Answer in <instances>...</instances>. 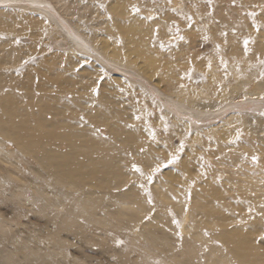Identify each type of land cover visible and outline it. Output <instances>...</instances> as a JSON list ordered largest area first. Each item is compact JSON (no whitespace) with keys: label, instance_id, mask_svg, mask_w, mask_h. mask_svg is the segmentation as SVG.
Masks as SVG:
<instances>
[{"label":"rangeland","instance_id":"374dc122","mask_svg":"<svg viewBox=\"0 0 264 264\" xmlns=\"http://www.w3.org/2000/svg\"><path fill=\"white\" fill-rule=\"evenodd\" d=\"M116 1L0 0V98L15 96L23 108L11 118L17 137L5 133L4 117L0 121V264H179L174 257L188 244L194 251L184 264H208L210 246H222L219 231L245 230L255 222L252 239L264 251V94L252 91L256 79L264 80V0H130V13L150 28V45L186 60L172 92L157 80L158 72L149 77L125 55L113 66L97 54ZM61 23L83 36L90 51L71 43ZM115 36L124 47L123 35ZM242 78V89L230 93ZM184 88L189 95L205 94V113L177 108L176 93ZM103 94H114L111 110L140 130L133 146L118 141L108 122L89 121L87 112ZM57 95L60 111L67 101L81 109L67 118L44 115L60 120L62 135L85 127L96 142L110 141L122 156L117 176L62 178L36 156L54 148L58 157L71 149L53 131L29 137L21 127L36 126L40 99L49 104ZM23 141L37 142L36 151L22 149ZM71 142L77 162L99 155L87 152L82 137ZM168 173L178 175L173 199L160 195ZM216 188L225 196L215 203L224 205L230 220L217 226L215 216L216 225L200 223L197 238L189 229L195 224L190 210L198 194ZM131 190L144 202L142 212L119 201Z\"/></svg>","mask_w":264,"mask_h":264},{"label":"bare ground","instance_id":"6f19581e","mask_svg":"<svg viewBox=\"0 0 264 264\" xmlns=\"http://www.w3.org/2000/svg\"><path fill=\"white\" fill-rule=\"evenodd\" d=\"M11 1L14 4L15 1L18 0ZM35 4L38 3L35 2ZM128 4H130V0H117L114 5H111L110 9L113 12V19L110 21L111 23L107 25V35L101 41L100 48L102 51H97V54L99 53L98 55L104 61H106L107 59V61L111 62L113 66L117 64H122L118 60H123L125 55L127 58V63H139L140 69L146 75L149 74V77L152 78L156 74V72H158L156 74L158 76L157 80L160 82H164L163 84L165 90L171 92L174 91L176 84L179 81V69H184L186 65L185 58L182 57V55H180L179 53L176 55L165 56L166 54H162L163 46L161 47L158 44L155 47L151 46L150 42L147 40V35L150 32V28L145 25L143 19L130 13V10L127 6ZM50 15L52 16V18L57 19L53 13H50ZM223 18V20H226L228 17ZM159 23L161 27L165 29V23L167 22H165L161 18ZM236 23L239 26V30L242 31L244 26L241 25V22ZM60 27L62 28L61 30L65 32L66 36L68 37L67 39L70 40L71 43L80 47V50L84 49L86 51H90V48L83 36L78 35L76 32L72 31L67 25H64L62 23L60 24ZM113 35H123L125 42L124 47L116 45V36L115 38H113ZM150 35H152V31ZM259 49L264 51L263 43L259 45ZM124 61H126L125 58ZM216 71L217 70L215 69L214 73ZM244 82L245 80L243 78L237 80L234 87L230 89V93L238 92L240 89H242ZM68 85L72 86L70 83ZM252 91L255 94H264V80L256 79ZM176 95L180 98V102H178L177 104V108H179L180 110L190 108L192 109L194 115H201V113H205V111L208 110V108H206V105L202 103V99L205 96V94L203 93L189 95L188 91L184 88L180 89V91L176 93ZM111 97H114V94H103L98 99V101L95 102L94 111L87 112L89 116V121H91V123H97L99 121H105L106 123L108 122L107 124L109 126V130L114 134L118 141H120L123 145L133 146L135 143L138 142L141 132L138 127H128L126 120L120 119L119 113L113 112L111 110V106L109 105ZM52 98L55 101L49 104L40 99L41 103L39 109L35 113L38 118L36 126H31L30 128H28L30 125L21 124V127H24V132L29 137H46L49 135L47 134L49 131H53L55 132L54 134H56L58 138H64L70 141L69 147L71 149H69L68 153L60 155L58 157L53 154L54 148L48 149V151H44L42 156H38V153H35L36 156L40 157L39 159L45 165L50 168L52 167L54 171L58 174V176H61L62 178H84L85 176L91 175L93 177H97V179H100L103 178L105 174H107L108 176H117L120 172L118 162L120 160V157L122 158V156H120L121 153H119L118 150L115 149V147H112L110 141L101 143L96 142L91 138L90 135L92 134L88 133L87 130H85V127L82 128L83 131L79 130L80 133L78 134L64 132L62 135V133L57 131V129L60 128V120L48 119L44 115L45 112L50 111L51 113L55 114L61 112L64 116L66 114L64 118H67L68 114L71 115L72 113L74 114L75 112L80 110L81 105L74 106L72 102H64L65 105L63 104V107L66 108V111L62 112L59 110L60 108L56 105L59 100H62L61 97L57 95L56 97L54 96ZM15 99L16 97L11 95L3 96L2 98H0V121L1 117H4L5 122L2 123H4L5 126H7L6 124H8L9 126L5 130V133L17 137V132L14 129L10 128L11 126H13L12 124H14L12 123L11 118L13 114L23 112V108L16 107ZM26 106L27 107L24 108V111L29 112L30 106L32 105L29 103ZM78 107H80V109ZM190 109L187 111H190ZM112 115L114 116L113 118L110 117ZM107 118H109V120H106ZM63 121H65V124L71 126V128H74V126H76L75 123H72L71 119H63ZM76 135L83 138L87 152L93 153L95 150L101 152H99V155L101 154V157H99V155L93 156L91 154V157H89L86 162L82 163V161H78L79 163H82V168H88V174L81 171L82 165L77 162L76 156L78 152L75 151L71 142ZM36 143L37 142L23 141L20 147L28 151H36ZM110 147L112 149V153H115V151H117V154H112L111 152H108L107 150L110 149ZM110 154L112 155L110 156ZM168 177L169 180H164L168 187H161L160 195L168 199H173V193H175L174 184L176 179L178 178V175L176 176L175 173H168ZM249 183L253 185L257 184V182L252 179L251 181H249ZM257 185H254L256 187L253 188L256 191H261V186ZM131 192L132 190L126 192L125 194H122V200L119 201L126 207L125 209L127 210L136 209L138 212H142L145 209L144 202L139 200ZM219 196H225L224 192L221 191V189L219 188H216L207 196L203 194L197 195L193 203V208L190 210V214H194L193 216L195 218V224L190 226L189 228L192 234H194L197 238H202V233L199 230L200 223L209 224L212 226L216 224L217 226H224L230 220V218L227 217L225 211L223 210L224 205L218 206L215 203V198ZM87 204L90 207L94 206L93 202L91 201L87 202ZM177 206L178 208L180 207L179 204ZM215 216L217 218L216 224L214 223ZM256 228L258 229V226L255 222L252 226H249L245 230L243 228H234L231 230L222 229L221 231H219V233L216 234V237L220 240L222 246H210V252L205 255L207 263L234 264L235 261L237 264H264V251L256 247L254 244V239H252V236L254 235L255 231H257ZM148 229L147 231H149ZM223 247L226 248L228 251L223 252ZM192 251H194L193 245L188 244L183 250L182 254L175 255L174 258H176V261L179 264H184V262L188 259Z\"/></svg>","mask_w":264,"mask_h":264},{"label":"snow or ice","instance_id":"6c2138e0","mask_svg":"<svg viewBox=\"0 0 264 264\" xmlns=\"http://www.w3.org/2000/svg\"><path fill=\"white\" fill-rule=\"evenodd\" d=\"M138 10V9H137ZM245 43H247V41H245ZM173 159H175V157L173 158ZM254 159H255V157H254ZM172 161H169V163H171ZM138 171H139V169H137ZM154 171H159V168H157V169H155Z\"/></svg>","mask_w":264,"mask_h":264}]
</instances>
